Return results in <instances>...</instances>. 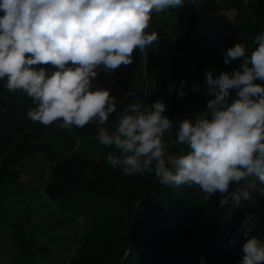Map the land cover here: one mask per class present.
Returning <instances> with one entry per match:
<instances>
[{
    "label": "clouds",
    "instance_id": "1",
    "mask_svg": "<svg viewBox=\"0 0 264 264\" xmlns=\"http://www.w3.org/2000/svg\"><path fill=\"white\" fill-rule=\"evenodd\" d=\"M185 2L0 0V82L31 99L26 115L32 122L60 130L95 122L99 143L115 149L106 155L108 164L123 175L147 172L163 186L196 185L207 197L219 193L221 207L229 200L240 207L253 192L264 196V31L251 52L235 42L222 53L225 65L237 61L238 67L206 72L209 99L192 117L169 119L162 100L135 99L121 108L111 90L97 84L101 72L131 65L134 51L160 39L146 31L154 16L178 12ZM172 145L180 146L175 154ZM243 223L249 226L237 264H264V237H248L253 217Z\"/></svg>",
    "mask_w": 264,
    "mask_h": 264
},
{
    "label": "trees",
    "instance_id": "2",
    "mask_svg": "<svg viewBox=\"0 0 264 264\" xmlns=\"http://www.w3.org/2000/svg\"><path fill=\"white\" fill-rule=\"evenodd\" d=\"M187 29L195 30L188 54L195 59L196 81L183 85L182 99L189 103L207 105L206 72L215 76L226 68L222 52L234 41V32L227 22L202 26L197 14L196 0H186L178 12L169 10ZM264 31V15L257 20ZM256 36V35H255ZM254 37L246 45L254 47ZM238 67L239 62L237 65ZM0 82V182L5 178L18 179L24 157L45 150L50 162L48 180L41 188L47 210L33 220L34 211L28 205L14 210V229L11 239L27 252L36 246L31 236L36 231L66 226L79 217L92 223V238L84 241L73 264H237L245 242L246 216L253 217L254 227L248 233L264 237V196L253 192L254 199L233 207L232 201L223 207L219 195L208 219L198 207L201 191L198 186L167 187L152 174L129 177L113 169L101 157L95 159L72 152L58 156L45 142L43 133L50 127L27 118L33 107L26 94L7 92ZM176 93L181 90L180 81ZM180 97V96H179ZM75 129L81 135H96L94 123ZM115 151V150H114ZM234 185L230 191L236 187ZM94 238V239H93Z\"/></svg>",
    "mask_w": 264,
    "mask_h": 264
},
{
    "label": "rangeland",
    "instance_id": "3",
    "mask_svg": "<svg viewBox=\"0 0 264 264\" xmlns=\"http://www.w3.org/2000/svg\"><path fill=\"white\" fill-rule=\"evenodd\" d=\"M196 6L202 26L209 20L213 23L225 21L231 25L235 36L229 47L235 42H244L247 45L259 33L257 20L264 15V0H196ZM146 31H156L160 39L144 52L134 51L131 65L121 66L108 73L101 72L97 77V84L110 89L121 108L135 99L147 105L162 100L167 105L165 115L172 120L192 117L203 111L206 106L189 103L177 96L175 90L181 80L186 81L187 85L196 81L195 73L190 72L194 71L195 59L188 54L195 30L187 29L173 13L166 12L154 16ZM220 58L224 60L223 54ZM234 64L237 65L238 62L232 61L230 65L224 66L227 69L236 68ZM170 85H175L171 91ZM133 90L135 96L125 95ZM113 119L114 117H110V123ZM166 138L172 140L175 137L174 134H166ZM41 141L59 157L76 152L95 159L102 157L107 164V153L115 150L101 145L97 135L79 134L75 127L63 130L50 127L43 133ZM179 147L172 145L170 151L175 154ZM19 168L21 172L18 179L5 178L0 182V264H73L84 241L93 237L92 223L88 219L79 217L66 226L34 232L31 241L36 246L44 245L47 251L32 248L23 253L12 241L14 210L18 206L26 204L32 208L33 220L40 219L48 208L41 193L50 173L47 152L40 149L32 156L24 157ZM218 195L219 193L207 197L200 193L198 207L203 210L206 219ZM174 260L181 264L177 259Z\"/></svg>",
    "mask_w": 264,
    "mask_h": 264
}]
</instances>
